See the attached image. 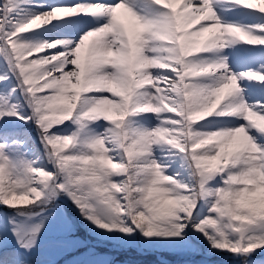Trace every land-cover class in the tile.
<instances>
[{"label":"snow or ice","instance_id":"1","mask_svg":"<svg viewBox=\"0 0 264 264\" xmlns=\"http://www.w3.org/2000/svg\"><path fill=\"white\" fill-rule=\"evenodd\" d=\"M0 209V264L87 248L81 224L264 264V0H0Z\"/></svg>","mask_w":264,"mask_h":264},{"label":"rangeland","instance_id":"2","mask_svg":"<svg viewBox=\"0 0 264 264\" xmlns=\"http://www.w3.org/2000/svg\"><path fill=\"white\" fill-rule=\"evenodd\" d=\"M73 215H76V213H73ZM77 234L82 240L88 242V247H80L77 251L70 254H65L62 251H54L50 257L54 261V264H67V261L74 257H79L81 253H85L89 248H94V251L98 256L110 259L112 264H160L161 260H167L169 261V264H177L171 262L182 259V257L167 252H149L141 254L135 249H114L111 244L99 241L92 236L83 224L79 227ZM232 255L233 254L227 251H218L214 255L208 257L196 256L195 259H208L210 264H237V262L232 259Z\"/></svg>","mask_w":264,"mask_h":264},{"label":"bare ground","instance_id":"3","mask_svg":"<svg viewBox=\"0 0 264 264\" xmlns=\"http://www.w3.org/2000/svg\"><path fill=\"white\" fill-rule=\"evenodd\" d=\"M177 7H179V6L177 5ZM124 22H125V23H128V21H127V18H126V17H124ZM129 27H130V30H131L132 26H131V25H129Z\"/></svg>","mask_w":264,"mask_h":264},{"label":"water","instance_id":"4","mask_svg":"<svg viewBox=\"0 0 264 264\" xmlns=\"http://www.w3.org/2000/svg\"><path fill=\"white\" fill-rule=\"evenodd\" d=\"M177 261H179V260H176V261H172V263H177Z\"/></svg>","mask_w":264,"mask_h":264}]
</instances>
